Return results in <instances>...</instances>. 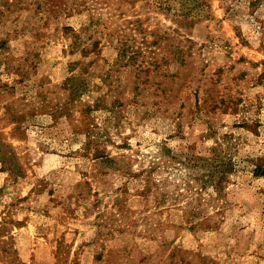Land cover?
<instances>
[{
	"label": "rangeland",
	"instance_id": "1",
	"mask_svg": "<svg viewBox=\"0 0 264 264\" xmlns=\"http://www.w3.org/2000/svg\"><path fill=\"white\" fill-rule=\"evenodd\" d=\"M18 1L0 264H264V0Z\"/></svg>",
	"mask_w": 264,
	"mask_h": 264
},
{
	"label": "trees",
	"instance_id": "2",
	"mask_svg": "<svg viewBox=\"0 0 264 264\" xmlns=\"http://www.w3.org/2000/svg\"><path fill=\"white\" fill-rule=\"evenodd\" d=\"M0 1H2L0 4H2L3 6H6V8L19 5L18 0H0ZM44 3L45 1L43 0V2L38 3V6L40 7ZM73 4L75 5V3L74 2L71 3L72 7H73ZM0 13H1V9H0ZM229 166H230L229 160L227 159L217 160L216 158H213L212 167H211V172L213 173L212 178L214 176H217L218 182L220 183V185L222 181L224 180V178L226 177L227 172L231 169L229 168ZM253 171L256 175H264V158L258 159V162Z\"/></svg>",
	"mask_w": 264,
	"mask_h": 264
}]
</instances>
